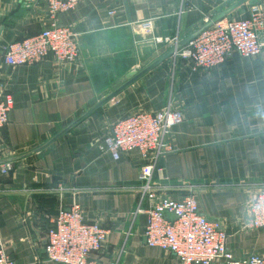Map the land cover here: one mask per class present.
I'll use <instances>...</instances> for the list:
<instances>
[{
    "label": "crops",
    "instance_id": "obj_1",
    "mask_svg": "<svg viewBox=\"0 0 264 264\" xmlns=\"http://www.w3.org/2000/svg\"><path fill=\"white\" fill-rule=\"evenodd\" d=\"M240 0H89L60 13L57 23L77 34L80 53L58 65L51 57L0 67V97L10 95L0 131V246L14 264H55L45 258L46 233L60 209L79 204L88 223L109 235L90 256L96 264H179L144 244L146 216L138 211L140 163L114 160L97 144L121 117L170 109L182 123L167 133L174 151L158 161L154 183L174 201L191 190L198 209L226 234L235 259L264 256V230H250L248 207L264 189V29L256 58L231 52L209 70L192 72L168 57L116 97L58 136L123 84ZM256 4L264 6V0ZM247 3L226 17L246 19ZM111 13V14H110ZM224 17V18H226ZM48 24L44 0H0V57L7 44L39 34ZM62 190L59 191V190Z\"/></svg>",
    "mask_w": 264,
    "mask_h": 264
},
{
    "label": "built area",
    "instance_id": "obj_2",
    "mask_svg": "<svg viewBox=\"0 0 264 264\" xmlns=\"http://www.w3.org/2000/svg\"><path fill=\"white\" fill-rule=\"evenodd\" d=\"M47 4V26L37 35L7 44L0 57V67H22L43 62L51 57L58 65L71 63L80 53L77 34L69 27H60V13L74 9L89 0H44ZM111 14V13H110ZM264 29V6L250 7L246 19L223 18L179 48L177 38H156L190 64V70H209L221 65L231 52L243 59L256 58L262 49L258 40ZM13 102L10 95L0 97V131L8 124ZM179 111L170 109L142 112L119 118L110 132L97 144V150L117 160L121 155L134 154L140 163L138 185L140 203L148 202L138 211L146 216L144 244L168 252L179 264H264V256L252 255L235 259L227 250V237L221 226L200 213L191 190L180 201L161 195L154 183L160 172L158 161L174 151L167 139L170 128L182 123ZM9 163L0 162V177L11 171ZM63 190V189H62ZM60 189L59 191L62 192ZM250 230H264V189L256 193L248 207ZM109 232L96 223H88L79 204L60 209L51 219L44 246L45 258L55 264H96L90 260L108 238ZM0 264H14L0 246Z\"/></svg>",
    "mask_w": 264,
    "mask_h": 264
},
{
    "label": "water",
    "instance_id": "obj_3",
    "mask_svg": "<svg viewBox=\"0 0 264 264\" xmlns=\"http://www.w3.org/2000/svg\"><path fill=\"white\" fill-rule=\"evenodd\" d=\"M248 4L250 6H253L257 3V0H240L239 2H237L236 4H234L233 6H231L230 8H228L225 12H223L222 14L218 15L217 17H215L211 22H209L207 25H205L203 28H201L195 35H193L191 38H189L186 42L188 43L190 40H192L193 38H195L198 34H200L201 32H203L204 30L208 29L212 24L216 23L217 21L223 19L224 17H226L229 13H231L232 11L240 8L241 6H243L244 4ZM184 44H181L178 46V49L181 48ZM173 54V50H170V52L166 55L163 56L162 58H160L159 60H157L156 62H154L152 65H150L149 67H147L146 69L142 70L141 72L137 73L135 71L130 72L129 74H127V76L123 79V84L121 86H119L116 90H114L110 95H108L106 98H104L103 100H101L96 106H94L91 110L87 111L84 115H82L78 120H76L74 123H72L70 126H68L65 130H63L58 136L54 137L51 141L48 142V144H50L51 142H53L55 139H57L58 137H60L61 135L65 134L66 132H68L70 129H72L75 125H77L78 123H80L82 120H84L86 117H88L90 114H92L95 110H97L98 108L102 107L103 105H105L107 102H109L111 99H113L114 97H116L119 93H121L125 88H127L130 84H132L134 81H136L137 79L141 78L142 76H144L145 74H147L148 72H150L153 68H155L157 65H159L160 63H162L166 58L172 56Z\"/></svg>",
    "mask_w": 264,
    "mask_h": 264
}]
</instances>
